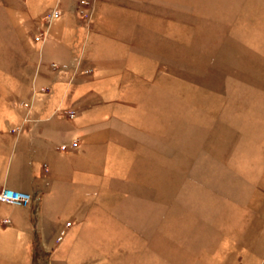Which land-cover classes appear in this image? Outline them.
Returning <instances> with one entry per match:
<instances>
[{
  "label": "rangeland",
  "instance_id": "374dc122",
  "mask_svg": "<svg viewBox=\"0 0 264 264\" xmlns=\"http://www.w3.org/2000/svg\"><path fill=\"white\" fill-rule=\"evenodd\" d=\"M7 174L0 264H264V0H0Z\"/></svg>",
  "mask_w": 264,
  "mask_h": 264
},
{
  "label": "crops",
  "instance_id": "0c3cea01",
  "mask_svg": "<svg viewBox=\"0 0 264 264\" xmlns=\"http://www.w3.org/2000/svg\"><path fill=\"white\" fill-rule=\"evenodd\" d=\"M5 120H7L5 118ZM12 181L10 180L8 174L0 177V186L3 184L5 186L8 187V189H12V190H18L20 191L21 188L20 186L16 185V184H11L9 183ZM30 207L28 206H23V205H8L5 204L3 202H0V236L2 237H7V236H12L15 235L16 232L20 231L21 227L23 226V221H24V214L26 211V208ZM14 211V210H20L23 212V215L19 218L14 217L12 215H8V211ZM31 212V210H30ZM31 214V213H30ZM25 220L30 222V236L31 237H35L37 232H36V228L34 226L35 221L33 220V217L28 216V214L25 217ZM6 251L4 247H0V262L5 261L4 259V255H5ZM40 250L39 249H31L30 255L28 257V264H34V258L35 260H37L38 256H39Z\"/></svg>",
  "mask_w": 264,
  "mask_h": 264
},
{
  "label": "built area",
  "instance_id": "2783aa9c",
  "mask_svg": "<svg viewBox=\"0 0 264 264\" xmlns=\"http://www.w3.org/2000/svg\"><path fill=\"white\" fill-rule=\"evenodd\" d=\"M81 14L84 17L87 16L86 13H81ZM59 15H60V11L54 10L46 14V19L52 20L54 18H57ZM75 146H76V142H73L71 144V147H75ZM62 148L65 149L66 146H62ZM30 199H31L30 195L22 191L12 190L8 188H4L0 190V202H6L9 204H17V205H28Z\"/></svg>",
  "mask_w": 264,
  "mask_h": 264
}]
</instances>
